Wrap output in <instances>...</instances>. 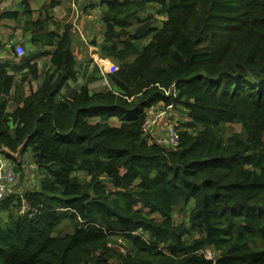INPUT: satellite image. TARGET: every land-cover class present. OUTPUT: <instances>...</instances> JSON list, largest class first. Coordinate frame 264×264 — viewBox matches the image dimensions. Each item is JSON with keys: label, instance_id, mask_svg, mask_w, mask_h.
<instances>
[{"label": "trees", "instance_id": "obj_1", "mask_svg": "<svg viewBox=\"0 0 264 264\" xmlns=\"http://www.w3.org/2000/svg\"><path fill=\"white\" fill-rule=\"evenodd\" d=\"M31 1L0 16L29 18V51L0 66V148L28 139L41 180L0 202V264H264V0H98L93 45L118 67L102 91L71 90L73 27L33 20ZM160 103L186 117L175 150L142 132Z\"/></svg>", "mask_w": 264, "mask_h": 264}, {"label": "crops", "instance_id": "obj_2", "mask_svg": "<svg viewBox=\"0 0 264 264\" xmlns=\"http://www.w3.org/2000/svg\"><path fill=\"white\" fill-rule=\"evenodd\" d=\"M56 6L52 7V0H32L30 2L32 13V19L40 20L48 19V28L50 30H56L62 32L66 25L73 26V33L75 39L72 43L73 53L77 58L78 74L79 78L76 83H70L71 90H75L81 85H87L93 91H102L110 89V85L106 79V73L114 72L118 67L110 60L102 58L98 54V48L93 45V42L101 43L103 40L104 27L102 23V14L104 8L98 5V0H55ZM13 3L14 5H12ZM13 7V8H12ZM23 11L21 0H5L0 6V16L4 12L9 11ZM29 18L26 15H22L14 26L11 20L0 21V66L4 61H10L13 59V55H17L16 47L21 46L25 54L29 51L24 43H27L29 38V31L24 32L23 24ZM11 21V22H3ZM10 25L11 31L8 32L6 27ZM13 35V36H12ZM20 41V43L18 41ZM27 47L30 46L27 45ZM24 54V55H25ZM18 57V56H17ZM50 57H43L37 60L39 66V72H44L48 69ZM113 67V68H110ZM27 72V69L17 75L18 82L22 75ZM103 81H106L104 84ZM40 83L38 80H32L31 84H25V95H29L30 91L35 92ZM68 90H63V94H66ZM162 108V103L159 104ZM13 106L10 107V110ZM173 115L159 120L158 127L155 133L158 131L165 132L166 126L171 122ZM1 157V156H0ZM6 161H8L6 159ZM9 162V161H8ZM33 166V165H32ZM34 167V166H33Z\"/></svg>", "mask_w": 264, "mask_h": 264}, {"label": "rangeland", "instance_id": "obj_3", "mask_svg": "<svg viewBox=\"0 0 264 264\" xmlns=\"http://www.w3.org/2000/svg\"><path fill=\"white\" fill-rule=\"evenodd\" d=\"M12 5H14L13 3H11ZM13 8V7H12ZM148 12H152V9H149ZM158 20L162 21L163 17L158 16ZM3 22H11V21H3ZM14 26V22H11ZM10 25H7L6 29L8 32L11 33H15L13 31H11L10 29ZM73 27V26H72ZM73 35V41L75 39L74 33L72 32ZM13 36V35H12ZM18 41V40H17ZM20 43V41H18ZM110 68H113L110 66ZM103 83L105 84L106 81H103ZM160 106V105H158ZM153 107L157 113L165 110L166 108H164L163 105L162 108L160 107ZM171 114L173 115L172 120L170 123L173 124V126H175L178 129V126L180 125V121H184L186 120V117L183 115L182 111H177V110H171ZM185 122V121H184ZM191 134H195V130H190L189 131ZM158 136L161 137V139L163 140L165 137L162 135L161 131H158ZM219 136L222 137L224 140H227L229 137H231L234 134H238V135H242V128L239 124H227L225 126L222 127V129L219 131ZM1 154V153H0ZM3 156V155H2ZM5 159H7L8 161H10L11 163L15 164V161L13 160H9L8 158H6L4 156ZM32 153L30 150L27 151V153L23 156L22 158V162H23V166L21 168V172H16L17 174V180H16V184L14 187V192L15 194H20L22 195L24 192L28 191V190H35L39 187L40 185V180H41V174L37 171L36 167L33 165V161H32ZM13 164V165H14ZM34 167H33V166ZM15 166V165H14ZM189 208H179L178 210H176L174 218L177 224H181L184 223L187 220L188 217V213H189ZM5 216H7L5 214ZM4 216V217H5ZM154 218L159 219L158 216H153ZM73 231L72 225L66 221L64 222V224L58 229L57 233H55V235H64L66 233H71ZM144 237L147 238L148 234L144 233L143 234ZM116 240V242L118 243L117 245H115V248L119 251H121L122 253H126V247H128L127 243H124L121 240H117V238H114ZM205 254L210 257L212 256L214 258L215 253L212 250H206Z\"/></svg>", "mask_w": 264, "mask_h": 264}, {"label": "built area", "instance_id": "obj_4", "mask_svg": "<svg viewBox=\"0 0 264 264\" xmlns=\"http://www.w3.org/2000/svg\"><path fill=\"white\" fill-rule=\"evenodd\" d=\"M16 53L17 56L22 57L24 56L25 51L21 46H17ZM171 110H173L172 106L166 107L165 110L159 113H157L154 108L149 110V116L142 126V132L146 136H155L158 139L157 141L160 144L164 145L167 149L175 150L180 144V138L178 129L173 126L172 123H169L166 126L165 132H162V135L165 137L163 140L161 139V137L158 136V134L155 133L156 128L158 127L159 120L169 117L172 112ZM0 156V202H2L10 195H15L14 187L17 180V174L13 163H11L10 161H6L2 154H0ZM20 197L22 196L20 195ZM208 258L213 259L212 256Z\"/></svg>", "mask_w": 264, "mask_h": 264}, {"label": "water", "instance_id": "obj_5", "mask_svg": "<svg viewBox=\"0 0 264 264\" xmlns=\"http://www.w3.org/2000/svg\"><path fill=\"white\" fill-rule=\"evenodd\" d=\"M27 142L28 139H26L23 144L18 148L17 152H11L9 149L5 148V147H1L0 148V153L5 156L6 158H8L9 160H13L15 162H17L18 164L22 163V157H23V153L27 147Z\"/></svg>", "mask_w": 264, "mask_h": 264}]
</instances>
